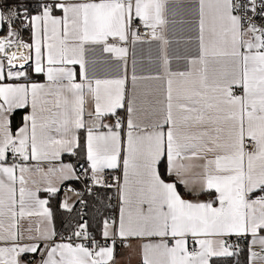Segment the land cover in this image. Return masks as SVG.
I'll return each mask as SVG.
<instances>
[{"label": "snow or ice", "instance_id": "obj_1", "mask_svg": "<svg viewBox=\"0 0 264 264\" xmlns=\"http://www.w3.org/2000/svg\"><path fill=\"white\" fill-rule=\"evenodd\" d=\"M134 242L264 264V0H0V264Z\"/></svg>", "mask_w": 264, "mask_h": 264}, {"label": "crops", "instance_id": "obj_2", "mask_svg": "<svg viewBox=\"0 0 264 264\" xmlns=\"http://www.w3.org/2000/svg\"><path fill=\"white\" fill-rule=\"evenodd\" d=\"M121 253L122 257H120V261L123 260L122 264H141V255L136 242L133 243V249L131 250L121 248Z\"/></svg>", "mask_w": 264, "mask_h": 264}, {"label": "rangeland", "instance_id": "obj_3", "mask_svg": "<svg viewBox=\"0 0 264 264\" xmlns=\"http://www.w3.org/2000/svg\"><path fill=\"white\" fill-rule=\"evenodd\" d=\"M122 252H123V250H122ZM120 257H122V253L120 254ZM122 262H123V260L120 261V264H122Z\"/></svg>", "mask_w": 264, "mask_h": 264}, {"label": "trees", "instance_id": "obj_4", "mask_svg": "<svg viewBox=\"0 0 264 264\" xmlns=\"http://www.w3.org/2000/svg\"><path fill=\"white\" fill-rule=\"evenodd\" d=\"M58 223H59V221H58Z\"/></svg>", "mask_w": 264, "mask_h": 264}]
</instances>
